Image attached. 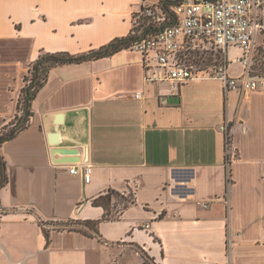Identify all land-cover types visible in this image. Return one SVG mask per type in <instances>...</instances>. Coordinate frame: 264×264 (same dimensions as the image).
<instances>
[{"label":"crops","instance_id":"crops-1","mask_svg":"<svg viewBox=\"0 0 264 264\" xmlns=\"http://www.w3.org/2000/svg\"><path fill=\"white\" fill-rule=\"evenodd\" d=\"M161 1L0 0V129L41 50L125 37L133 12ZM31 111L1 148L0 264H143L135 249L156 264H264V91L225 93L215 78L171 89L122 49L51 68ZM79 162L92 167L88 183L69 171ZM107 189L135 197L114 220L92 204ZM84 220H100L99 236L56 226Z\"/></svg>","mask_w":264,"mask_h":264},{"label":"built area","instance_id":"built-area-1","mask_svg":"<svg viewBox=\"0 0 264 264\" xmlns=\"http://www.w3.org/2000/svg\"><path fill=\"white\" fill-rule=\"evenodd\" d=\"M171 10L167 16L158 4H144L132 14L133 27L139 28L133 34L148 29L129 47L142 53L146 80L166 82L176 89L187 80L215 78L225 93L264 91V71L253 73L251 69L257 38L264 39V0H180ZM229 47L240 51L231 61ZM211 50L216 51L212 55L217 62L209 64L205 61ZM233 63L240 65L237 74L230 73ZM140 95L134 94L136 98ZM223 131L228 166L237 157L228 121ZM69 171L80 174L85 183L91 179L92 167L86 162L71 164ZM200 205L207 207L208 203ZM142 227L149 229L150 225Z\"/></svg>","mask_w":264,"mask_h":264},{"label":"trees","instance_id":"trees-1","mask_svg":"<svg viewBox=\"0 0 264 264\" xmlns=\"http://www.w3.org/2000/svg\"><path fill=\"white\" fill-rule=\"evenodd\" d=\"M179 1L180 0H162L158 5L161 7L162 11L169 16V14H172L171 7L176 5ZM135 30H139V28L132 27L129 35L115 38L105 45L98 48H91L80 53H70L67 51H40L38 57L30 63L28 72L24 77V85L21 88V92L17 100L16 114L14 118L4 124L0 129V191L8 182L7 163L2 154L1 148L5 142L14 138L20 131L27 127L29 118L32 114L31 102L37 91L45 84L50 69L58 65L95 60L105 56H110L122 49H129L130 45L140 37V34L148 32V29H143L141 33L139 32L138 34H133V31ZM134 202L135 197L133 193L125 194L113 189H107L92 199V204L94 206H100L103 208V220L117 219L120 213ZM6 213L7 211L0 207V220ZM99 222L100 220H84L79 223L84 228L74 230L89 236H99L97 229ZM43 224V222H40V225ZM43 231L48 243V231L44 229ZM140 252L144 258L143 264H146L147 260L150 261L151 264H156L144 252Z\"/></svg>","mask_w":264,"mask_h":264},{"label":"rangeland","instance_id":"rangeland-1","mask_svg":"<svg viewBox=\"0 0 264 264\" xmlns=\"http://www.w3.org/2000/svg\"><path fill=\"white\" fill-rule=\"evenodd\" d=\"M257 44H258V47L255 48L256 50L254 51V53L252 55V60H251V69H252L253 73H261L264 71V39L261 36H258ZM212 53H216V51L215 50L208 51L207 58H206L205 62H207L209 64L214 63L215 61L217 62V60L214 58ZM239 53H240V51L238 48L229 47L228 48V60L231 61ZM231 67H233L232 70H237V69H239L240 65L233 63V64H231ZM56 226L59 228H64V229L84 228L79 223H71V222L70 223L67 222V223L57 224ZM135 250L137 252L136 253L137 258L141 257L142 260H144V258L142 257V253L138 249H135ZM146 264H151V263H150V261L147 260Z\"/></svg>","mask_w":264,"mask_h":264}]
</instances>
